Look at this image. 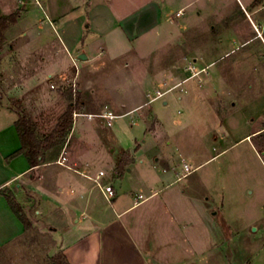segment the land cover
<instances>
[{
	"label": "crops",
	"instance_id": "0c3cea01",
	"mask_svg": "<svg viewBox=\"0 0 264 264\" xmlns=\"http://www.w3.org/2000/svg\"><path fill=\"white\" fill-rule=\"evenodd\" d=\"M209 1L197 9L200 22L190 24L191 17L182 19L189 4L181 0H0V16L19 13L7 30V47H42L46 52L36 70L8 94L24 100L26 94L37 92L41 99L64 86L62 99L57 100L66 101L65 93L71 89L82 100L66 141L49 149L37 167H31L23 153L14 154L21 148L15 124L18 114L9 104H0V246L25 233L24 223L2 191L12 190L26 209L35 201L26 195L29 189L37 197V212L52 218L59 248L72 264H258L257 256L249 261L248 255L235 253L240 237L227 234L224 225L211 217L217 218L221 210L206 206L203 219L201 197L193 186L178 185L191 174L180 170L184 158L163 154L140 159L132 151L134 139L125 142L112 129L116 118L151 108L159 98L168 105L165 96L179 87L180 92H188L182 85L193 78L199 77L194 85L212 84L214 61L200 56L202 46H195L200 55L192 64L205 70L192 78H184L178 65L172 84L167 71L150 70L156 64L153 55L180 40L190 26L207 27L205 21L212 16L225 19ZM235 1L242 10L234 16L236 23L243 16L246 20L247 12L257 26L264 1L257 6H252L255 0ZM239 24H234L240 27L235 36L243 40L234 47H247L263 36L252 35L247 25ZM180 41L176 47L183 45ZM200 90L211 97L219 95ZM183 93L178 94L180 99ZM110 112L115 115L111 120L103 116ZM149 130L160 135L158 127ZM125 156L129 161L118 173ZM152 168L162 171L153 174ZM107 185L115 190L112 200L106 197Z\"/></svg>",
	"mask_w": 264,
	"mask_h": 264
},
{
	"label": "rangeland",
	"instance_id": "374dc122",
	"mask_svg": "<svg viewBox=\"0 0 264 264\" xmlns=\"http://www.w3.org/2000/svg\"><path fill=\"white\" fill-rule=\"evenodd\" d=\"M181 1L189 4L182 19L189 16L190 24L200 22L197 9H202L204 2L209 0ZM209 2L225 19L217 20L212 16L205 21L209 22L207 27L190 26L181 41L178 40L183 44L181 47H176V41L153 55V59L156 56L157 59L150 70L153 73L167 71L172 84L173 71L178 69L184 78L189 77L191 70L188 67L193 58L201 54L203 59L214 61L210 68L212 84L200 82L194 85L199 77L193 78L182 85L188 92H180L179 87L165 96L169 99L168 105L159 98L151 103V108L116 118L112 129L125 142L134 139L132 151L140 159H155L163 154L178 160L184 158L183 162L191 167V174L178 185H192L195 194L201 197L198 202L201 217L205 218L206 206L221 210L217 218L211 217L224 225L227 234L240 237L234 246L235 253L248 255L249 261L257 256L255 262L264 264V96L260 97L264 95V10L254 26L253 17L249 18L247 12V19L243 16L236 23L234 16L242 10L235 0ZM239 22L247 25L250 34L261 32L263 36L247 47H234L243 40L235 36V29H240ZM10 26L5 30V41L0 50V95L4 98H0V104H9L14 111L19 107L16 100H20L24 112L35 121L39 134H47L67 109V100H57L64 86L47 92L41 99L37 92L26 94L24 100L8 94L12 86L36 70V65L46 54L42 47H7L6 33ZM195 46H202L203 53L196 52L199 47ZM200 89L206 93L215 90L219 95L211 97L201 93ZM181 93L183 99L178 97ZM256 97L260 100L249 103ZM153 118L162 125L160 122L157 125ZM157 127L160 135L156 137L149 128L155 130ZM254 131L256 133L249 139H242ZM181 168L185 169L183 163ZM158 171L162 169L152 168L150 172L159 174ZM26 195L35 199L24 209L32 227L15 241L0 246V264H52V256L62 252L57 240L59 234L53 231L52 218L37 212V197L32 190L26 189ZM206 197H210L208 201Z\"/></svg>",
	"mask_w": 264,
	"mask_h": 264
},
{
	"label": "trees",
	"instance_id": "16d2710c",
	"mask_svg": "<svg viewBox=\"0 0 264 264\" xmlns=\"http://www.w3.org/2000/svg\"><path fill=\"white\" fill-rule=\"evenodd\" d=\"M263 1L264 0H255L252 6L260 5ZM18 16L19 13L0 16V50L3 42L5 41V30L10 26V24L16 23ZM65 96L68 100L66 111L59 117L52 131L42 135L39 134L38 127L33 118L22 109L20 100H16V102L19 103V107L14 110L18 114V119L15 124L20 136L21 148L14 154L23 153L28 158L31 167H37L42 164L44 154L49 149L63 144L72 130L74 113L81 109L82 100L78 92L74 95L72 89L68 90L65 93ZM128 161L129 160L126 156L120 161L118 173L124 170ZM2 192L6 196L14 212L24 223L25 232L28 231L32 227V223L29 220L23 206L18 202L12 191L3 190ZM52 264L72 263H70L66 254L62 251L52 256Z\"/></svg>",
	"mask_w": 264,
	"mask_h": 264
},
{
	"label": "built area",
	"instance_id": "2783aa9c",
	"mask_svg": "<svg viewBox=\"0 0 264 264\" xmlns=\"http://www.w3.org/2000/svg\"><path fill=\"white\" fill-rule=\"evenodd\" d=\"M190 70H191V75L189 76V78H192L196 75H198L201 71L205 70V69H198L196 66H194L193 64H191L189 67H188ZM162 93H159L158 96H161ZM77 113H74V116H76ZM104 117H108L109 120L113 119L115 117L114 114H112L111 112L108 113V114H104L103 115ZM109 124H111V122L109 121ZM185 170H187L188 172H191V167L188 165V164H185ZM104 172L101 171L100 172V175H103ZM105 188V194H106V197L108 200H112L114 197H115V190L114 188L111 186V185H107L104 187Z\"/></svg>",
	"mask_w": 264,
	"mask_h": 264
},
{
	"label": "water",
	"instance_id": "95a60500",
	"mask_svg": "<svg viewBox=\"0 0 264 264\" xmlns=\"http://www.w3.org/2000/svg\"><path fill=\"white\" fill-rule=\"evenodd\" d=\"M86 57H87V55L80 56V58H82V59H86Z\"/></svg>",
	"mask_w": 264,
	"mask_h": 264
}]
</instances>
